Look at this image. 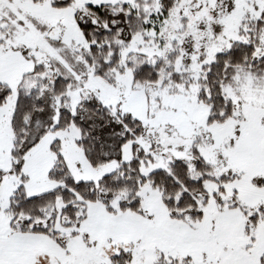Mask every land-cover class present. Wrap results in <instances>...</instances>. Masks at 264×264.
Returning a JSON list of instances; mask_svg holds the SVG:
<instances>
[{"label":"snow or ice","instance_id":"1","mask_svg":"<svg viewBox=\"0 0 264 264\" xmlns=\"http://www.w3.org/2000/svg\"><path fill=\"white\" fill-rule=\"evenodd\" d=\"M0 264H264V0H0Z\"/></svg>","mask_w":264,"mask_h":264}]
</instances>
